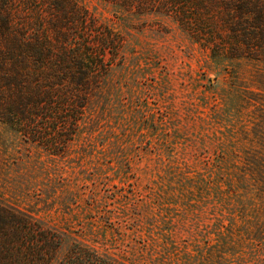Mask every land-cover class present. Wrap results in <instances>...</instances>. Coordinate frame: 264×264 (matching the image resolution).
Here are the masks:
<instances>
[{
    "label": "rangeland",
    "instance_id": "374dc122",
    "mask_svg": "<svg viewBox=\"0 0 264 264\" xmlns=\"http://www.w3.org/2000/svg\"><path fill=\"white\" fill-rule=\"evenodd\" d=\"M73 1L110 70L86 108L33 110L57 120L29 134L0 119V200L66 232L53 264L82 237L159 264H264V54L201 41L193 0Z\"/></svg>",
    "mask_w": 264,
    "mask_h": 264
},
{
    "label": "trees",
    "instance_id": "16d2710c",
    "mask_svg": "<svg viewBox=\"0 0 264 264\" xmlns=\"http://www.w3.org/2000/svg\"><path fill=\"white\" fill-rule=\"evenodd\" d=\"M19 2L0 0V119L29 134L34 122L57 120L33 110L46 109L55 115L74 100L78 108H86L96 83L110 66L104 52L97 51L95 41L90 40L91 28L80 30V24L91 16L77 2L23 0L25 10ZM193 10L196 33L209 46L231 47L233 56L264 54V0H193ZM202 10H212L213 16L207 18ZM103 37L108 46L112 34L103 33ZM45 133L36 130L33 135L39 140L56 135L55 131ZM251 163L259 164L258 160ZM257 169L256 175L264 177L262 168ZM64 233L0 200V264H53ZM82 238L71 243L57 264H159L158 255L153 262L108 250V238L91 244Z\"/></svg>",
    "mask_w": 264,
    "mask_h": 264
}]
</instances>
